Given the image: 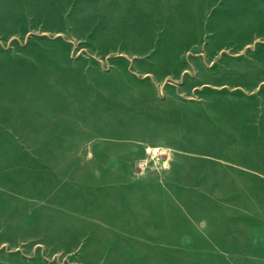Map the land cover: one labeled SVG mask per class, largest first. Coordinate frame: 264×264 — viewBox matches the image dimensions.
<instances>
[{"label": "rangeland", "instance_id": "1", "mask_svg": "<svg viewBox=\"0 0 264 264\" xmlns=\"http://www.w3.org/2000/svg\"><path fill=\"white\" fill-rule=\"evenodd\" d=\"M256 68L264 0H0V264H264V139L201 116L251 99ZM166 126L212 157L180 203H129L109 163L169 169L129 139Z\"/></svg>", "mask_w": 264, "mask_h": 264}, {"label": "crops", "instance_id": "2", "mask_svg": "<svg viewBox=\"0 0 264 264\" xmlns=\"http://www.w3.org/2000/svg\"><path fill=\"white\" fill-rule=\"evenodd\" d=\"M250 72V71H248ZM64 78H67L66 75ZM247 86L245 84L239 85L241 89L244 91H253V96L250 98L244 97V99L239 100V104L231 107H225V101L223 99L220 100V107L214 106L212 103H209V100L207 99L206 106L204 109V112L201 113V116H204V121L207 124H210L212 120L216 121V119L219 120L222 127L226 124L227 120L232 121L234 124H242L244 125V129L251 128L252 131V138L254 140H261L264 139V68H256L252 69V71L248 74V78L246 79ZM223 87L225 85H222ZM221 87V86H220ZM138 98V97H137ZM134 98L135 100H138L140 98ZM133 99V100H134ZM142 100V99H140ZM212 100V99H211ZM216 118V119H214ZM161 131H164L160 137L154 136V135H146L144 132L133 138H129L131 142L133 141L135 144H138L137 146H143V144H158L160 146H164L170 150V154L173 155V161L171 163V167L165 171H160L158 169H150L146 171L145 173H132L131 170V164L130 159H127L125 161L126 164H124L122 167V162H111L110 164V180L113 178V172L116 171L117 167H119L121 170V178L122 180H125L124 188L125 192L128 194V196L125 197L127 202L129 203H149L153 204L154 207L157 209V204L161 203H168V204H175L180 203V199H176L177 196V190L180 188L192 186V182L190 181L192 179V172L194 170V167H192V163L194 161H200L205 162L207 158L212 157V153L207 150H200L198 148L191 149L190 147H185L183 145H180L178 140L180 138L178 137V133H176L175 126H172V129H169L167 126L161 127ZM173 133H172V132ZM132 142V143H133ZM138 147L134 151V154L138 155V149L141 150V148ZM132 152V155H134ZM221 160H224L221 158ZM101 165V163L99 164ZM239 167H243L239 165ZM244 168V167H243ZM246 170H252L253 172L259 174L258 169H249L245 168ZM200 173L197 175L200 180H205V183L207 180L210 179V171L207 169H196ZM117 172V171H116ZM196 172V171H195ZM197 177H193L194 180H197ZM211 185V184H210ZM112 184L110 185V189L112 188ZM111 194V193H110ZM130 195L134 196V198L138 197L137 199L130 197ZM113 199L109 200L110 202ZM156 214V213H155ZM155 220H159L158 215L156 214V217H154ZM171 234H175V231H172V229H169ZM144 234V233H143ZM146 234H152V235H159L164 234V232H148ZM191 235V234H190ZM160 245H153V250H161L159 247ZM177 246L179 251H187L189 253L197 250L196 245L189 242ZM134 253L132 260L127 259L125 261V264H172V263H166L167 261H158L159 259H153V258H143L144 255L138 256L136 255V249H133ZM157 256L151 255L150 257ZM172 262V261H171ZM204 260H200L198 264H203ZM105 264H114V260L111 256L106 259ZM181 264H196L193 260H184Z\"/></svg>", "mask_w": 264, "mask_h": 264}, {"label": "built area", "instance_id": "3", "mask_svg": "<svg viewBox=\"0 0 264 264\" xmlns=\"http://www.w3.org/2000/svg\"><path fill=\"white\" fill-rule=\"evenodd\" d=\"M147 152V151H146Z\"/></svg>", "mask_w": 264, "mask_h": 264}]
</instances>
